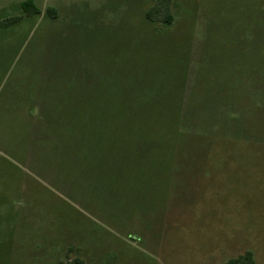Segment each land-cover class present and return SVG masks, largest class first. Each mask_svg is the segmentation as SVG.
<instances>
[{
	"label": "rangeland",
	"instance_id": "374dc122",
	"mask_svg": "<svg viewBox=\"0 0 264 264\" xmlns=\"http://www.w3.org/2000/svg\"><path fill=\"white\" fill-rule=\"evenodd\" d=\"M23 1L0 0V264H264V0H172L167 33L157 0ZM185 71L178 145L90 134ZM35 100L64 125L37 148Z\"/></svg>",
	"mask_w": 264,
	"mask_h": 264
},
{
	"label": "trees",
	"instance_id": "16d2710c",
	"mask_svg": "<svg viewBox=\"0 0 264 264\" xmlns=\"http://www.w3.org/2000/svg\"><path fill=\"white\" fill-rule=\"evenodd\" d=\"M172 0H157L156 3L147 11L146 16L151 22H156L158 19L163 21V26L158 27L159 23H150L153 26V31L156 32H169L172 30V27L175 25V15L171 12ZM22 7L26 13H36L40 12L39 7L35 3L34 0H25L22 2ZM54 11L53 8H49V12ZM17 20L19 19L16 18ZM3 25H7V23H3ZM187 67V66H186ZM186 79V71L183 79V83L181 81L179 98L180 100L174 102L172 104H159L157 106H146L142 109L135 108L130 109L128 112L129 116H142V121L140 122H130L128 121V125H123L121 122L114 124L110 123L107 119H105L106 111L108 112L109 107L96 106L98 110H95V113L98 114L97 122L92 123V127L95 126V129L90 132V134H94L96 139L100 137L110 134L113 137H119L122 135H131V136H142L144 140L151 139L153 136L159 137L161 143L158 144V148L160 150L164 148H168L171 146V143L178 145L181 142V138H183V134L179 131V121L182 112V98L184 94V83ZM155 82V81H154ZM56 106H48V104H44L41 106H30L24 107V113H27V119L32 123L31 131L36 130L37 136H35V144L34 146L39 147L40 144H43V136L48 137V140H53L57 133L61 131L63 128L62 123H57V118L53 116V113L50 110H54ZM65 113L70 114L69 109H65ZM109 114L120 115L122 114L121 109H114L113 113L111 111ZM137 119V118H136ZM63 125V126H62ZM35 133V132H34ZM33 133V136H34ZM41 135V138L39 136ZM40 138V139H39ZM42 139V140H41ZM48 140H45L46 142ZM141 140V139H140ZM163 141V142H162ZM49 142V141H48ZM145 142V141H144ZM146 143V142H145ZM29 143V147H30ZM100 145V144H99ZM97 145V146H99ZM103 149L108 150V144H104ZM152 147H143V150H150ZM104 165V164H103ZM78 262V261H77ZM75 264V263H74ZM226 264H255L254 253L251 250H247L244 253L231 258L228 260Z\"/></svg>",
	"mask_w": 264,
	"mask_h": 264
},
{
	"label": "crops",
	"instance_id": "0c3cea01",
	"mask_svg": "<svg viewBox=\"0 0 264 264\" xmlns=\"http://www.w3.org/2000/svg\"><path fill=\"white\" fill-rule=\"evenodd\" d=\"M44 104H47V103H45V102H39V101H37V100H35V101H33V102H31L30 104H27V105H25V107H30V106H41V105H44ZM51 106V105H50ZM62 107H64V106H62ZM27 123V122H26ZM28 124V123H27ZM32 124L30 125V128H29V131H30V129L32 128ZM63 126V125H62ZM63 128H64V126H63ZM62 128V129H63ZM28 129V128H27ZM36 131V130H35ZM33 133H34V130H33ZM37 136V135H36ZM34 137V136H33ZM49 142H50V139L48 140ZM48 141L46 142L45 140L42 142V143H44V144H47L48 143ZM39 150V149H38ZM33 151V150H32ZM37 152V151H36ZM34 155H36L35 153H33ZM33 158H35V157H33ZM34 166V165H33ZM33 166H30V168L34 171V167Z\"/></svg>",
	"mask_w": 264,
	"mask_h": 264
}]
</instances>
